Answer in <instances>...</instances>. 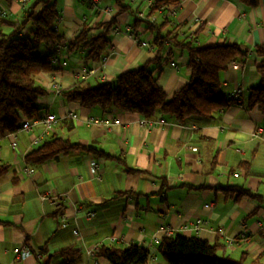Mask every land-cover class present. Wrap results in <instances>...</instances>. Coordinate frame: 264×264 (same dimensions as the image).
<instances>
[{
	"label": "crops",
	"instance_id": "0c3cea01",
	"mask_svg": "<svg viewBox=\"0 0 264 264\" xmlns=\"http://www.w3.org/2000/svg\"><path fill=\"white\" fill-rule=\"evenodd\" d=\"M35 1L25 0L23 5L0 0V8L7 20L15 22ZM148 1L123 0L127 8L120 10L116 0H57V28L65 40L74 38L84 24L111 19L120 31L111 32L104 66L86 61L81 49L64 50L57 71L36 76L47 92L37 100L40 114L56 117L50 129L18 128L14 138L8 134L0 138V166L7 167L0 174V264H35L41 247L51 254L69 246L81 251L77 264H109L89 252L101 245L130 244L152 247L154 259L147 264H165L153 242L155 237L160 240L165 227L173 234L219 242L225 255L242 258L245 264H264V140L254 135L256 128H264V114L256 107L234 102L208 120L191 117L179 123L171 116L146 118L116 108L83 107L61 95L76 81L92 86L112 82L116 75L142 65L168 97L187 83L190 70L183 51L169 44L148 49L135 40L152 42L151 31L142 25L133 28L136 13L148 12ZM176 2L172 18L178 24L198 22L193 27L198 44L236 43L247 51L243 61H232L218 74L222 93L228 96L242 88L238 98L244 100L259 83V58L253 47L264 44V0L253 8L239 0ZM30 29L26 24L22 33L29 34ZM2 31L7 34L12 28ZM143 118L153 124L142 125ZM51 136L106 156L75 149L41 164L25 162V154ZM91 160L97 162L100 178L89 172ZM230 186L247 188L257 197L236 200L224 190ZM88 210L95 212L89 219L84 215ZM198 219L203 223L196 231ZM21 245L31 251L24 259L13 253ZM52 261L58 264L61 259Z\"/></svg>",
	"mask_w": 264,
	"mask_h": 264
},
{
	"label": "trees",
	"instance_id": "16d2710c",
	"mask_svg": "<svg viewBox=\"0 0 264 264\" xmlns=\"http://www.w3.org/2000/svg\"><path fill=\"white\" fill-rule=\"evenodd\" d=\"M10 1V0H6ZM123 0H116L120 10L127 8ZM245 7H255L259 0H239ZM176 4V0H152L146 15L159 7ZM59 9L57 0H36L22 13L19 21L0 18V138L15 132L24 119L38 117L40 108L37 100L47 94L45 87L38 83L40 73L57 71L59 63L51 58L56 44L66 43V51L71 53L81 49L84 59L97 62L106 53L111 43L113 19L98 24H84L71 40H65L57 28ZM26 24L31 25L29 34L22 33ZM144 26L153 34L152 42L162 49L169 44L183 51L187 56L186 66L190 70L187 83L168 97L158 85L151 71L142 65L115 76L112 82L105 81L94 86L83 81L74 82L63 90L61 95L67 101L76 102L83 107H97L102 111L116 108L118 111L136 113L146 118L171 116L177 122L184 123L191 117L205 120L224 110L234 102L244 103L247 109L257 108L264 114V44H257L253 52L259 58L256 71L259 83L248 90L243 99L228 97L222 93L218 74L232 61H243L247 51L236 43H220L201 46L197 30H182L165 12L157 13L154 23L135 18L133 28ZM3 27H10V33H4ZM96 30V33L92 31ZM58 64V65H57ZM243 105V104H242ZM75 149L92 151L97 156H106L102 151L89 146L71 143L67 138L51 136L38 148L25 154V162L41 164L68 154ZM123 163V160L116 158ZM0 166V174L6 171ZM225 191L236 200L243 197L256 198V194L243 187H226ZM156 253L165 264H245L242 258L225 255V246L219 242H208L196 236H183L177 233L163 235L155 245ZM40 257L35 264H53L52 258H60L58 264H77L81 251L69 246L47 254L44 247L39 249ZM94 256L102 257L109 264H147L154 259L149 248L130 244L125 248L99 246ZM252 261L250 264H257Z\"/></svg>",
	"mask_w": 264,
	"mask_h": 264
},
{
	"label": "built area",
	"instance_id": "2783aa9c",
	"mask_svg": "<svg viewBox=\"0 0 264 264\" xmlns=\"http://www.w3.org/2000/svg\"><path fill=\"white\" fill-rule=\"evenodd\" d=\"M21 4H25V0H18ZM148 6H153L152 4V0H149L147 2ZM165 12L168 16L173 17L176 14L177 11V4L174 3H168L165 4L161 7H159L156 11L151 12L150 14L146 15L143 12H137L136 16L139 19H143L146 20L148 23L152 24L155 22L156 18H157V13L158 12ZM5 16V10L0 8V18ZM196 23V24H195ZM195 23H188V24H183L182 26V30L184 29H189V30H194L193 27L194 25H197L198 22ZM120 31L119 28L117 26L113 27L111 29L112 33H116ZM224 31V30H223ZM136 42L143 47H147L148 49H153V47H155L153 42L150 41H145V40H138V38L135 39ZM197 41V40H196ZM66 49V43L64 41H60L56 44L55 48H54V53L53 56L51 58L53 63H59L61 64V60H60V54L62 51H64ZM169 57V55H167V58ZM107 59V55L106 53L99 59V63L104 66L105 62ZM168 62L170 64V66L174 67L175 69L178 68L177 63L172 59V58H168ZM88 72H93V70H88ZM105 76L104 74L102 75V79H104ZM59 92V91H58ZM243 89L242 88H237L235 89L233 92H231L228 97H233L235 99L238 100V97L242 94ZM56 120V117L53 114L50 113H41L39 114L38 117L35 118H31V119H24L21 126L19 127L22 130H26L28 131L32 126H41L44 129H50L51 124ZM140 123L143 125H148L151 126L153 124V122L150 119H146L143 118L140 120ZM159 123H163L162 120H159ZM9 136L14 138V134L13 133H7ZM254 135L256 137H259L261 140H264V128L258 127L255 129L254 131ZM11 146L14 147L15 146V141L14 139H11ZM24 170L32 173L33 169L32 168H28V167H24ZM89 172L96 178H100V174L98 172V164L95 160H91L89 162ZM211 205V204H210ZM206 207L209 206V204L205 205ZM85 217L87 219L93 217L95 215V212L93 210H88L85 212ZM203 221L201 219H198L195 224L193 225L194 229L197 231L201 225H202ZM68 224V222H66V220L63 219L62 225L66 226ZM161 233H163V235H170L173 234V230L169 227H165V228H161L160 229ZM72 232L77 235L78 234V229L74 228L72 229ZM110 240H115L114 237H111ZM154 244L156 245L159 242L158 238H154ZM228 243H231L230 241ZM147 247V246H146ZM98 247L94 248L92 251H90V254H94V251L97 249ZM147 248L151 249V246H148ZM156 251V250H155ZM31 251L29 250V248L26 245H21L19 247L14 248L13 253L16 257L20 258V259H24L26 257H28L31 253ZM153 255V253H151ZM36 257H40V253L36 254Z\"/></svg>",
	"mask_w": 264,
	"mask_h": 264
}]
</instances>
